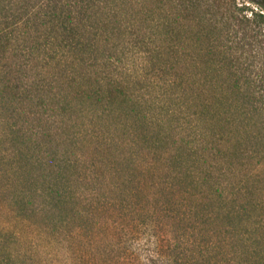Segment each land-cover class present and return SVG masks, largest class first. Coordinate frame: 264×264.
<instances>
[{
	"label": "trees",
	"instance_id": "obj_1",
	"mask_svg": "<svg viewBox=\"0 0 264 264\" xmlns=\"http://www.w3.org/2000/svg\"><path fill=\"white\" fill-rule=\"evenodd\" d=\"M263 23L234 0H0L9 212L51 215L41 228L72 264H264V151L228 128ZM259 69L246 82L264 115Z\"/></svg>",
	"mask_w": 264,
	"mask_h": 264
},
{
	"label": "rangeland",
	"instance_id": "obj_2",
	"mask_svg": "<svg viewBox=\"0 0 264 264\" xmlns=\"http://www.w3.org/2000/svg\"><path fill=\"white\" fill-rule=\"evenodd\" d=\"M238 7L242 6L243 13L248 16L252 12L264 13V8L256 3L255 0H234ZM264 1V0H263ZM264 26V23H263ZM264 32V30H263ZM249 56L244 55L245 62L242 65L241 81L243 94L238 98L237 103L241 105L242 112L238 115L235 126L233 123L228 124V128L232 131L237 127V138L242 142V148L254 146L260 151H264V115L260 113H252V105L254 98L259 94L255 88V82L248 84L246 81L255 80L259 74V68L264 65L258 59H254L248 52ZM225 89L228 97L226 105V121H232L233 116V94H232V76L231 70L227 66L224 72ZM250 93V94H249ZM199 101V100H197ZM195 104H197L194 101ZM193 106H195L193 104ZM95 145L93 143L81 142L76 146V154L89 152ZM105 159L104 164H109L113 159L112 153L107 150L100 151V154ZM95 154V156H98ZM259 171V186L264 189V158L254 159ZM253 160V161H254ZM99 166V165H98ZM102 168V167H101ZM106 166H104V169ZM103 169V170H104ZM81 171V169H80ZM79 171V172H80ZM82 173V172H81ZM17 186H20L19 182H16ZM2 184V181H0ZM13 190V189H12ZM13 194L11 192L7 194H0V264H72L68 260L64 250H60L57 246H54L51 242L50 229L43 230L41 225L43 222H47L51 215H17V208L14 206L13 213L9 212V201L7 198H11ZM194 203L196 201L193 200ZM238 217H236L237 219ZM83 219L76 217L72 225H77ZM224 221L223 216H220L210 227L218 228ZM8 231V233L4 232Z\"/></svg>",
	"mask_w": 264,
	"mask_h": 264
}]
</instances>
